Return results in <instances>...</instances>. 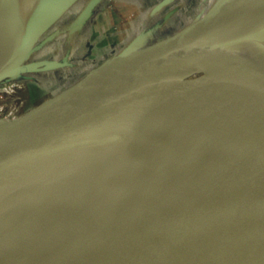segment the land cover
Wrapping results in <instances>:
<instances>
[{
    "label": "water",
    "instance_id": "95a60500",
    "mask_svg": "<svg viewBox=\"0 0 264 264\" xmlns=\"http://www.w3.org/2000/svg\"><path fill=\"white\" fill-rule=\"evenodd\" d=\"M74 1L54 0L29 27L23 0H0V83L42 65L24 60ZM262 20L264 0H236L195 39L175 40L185 26L144 48L134 41L125 58L108 59L18 120L0 121V264L18 255L9 238L44 214L66 180L31 184L66 164L109 170L118 161L130 163L131 175L113 187L97 183L98 215L86 192H73L72 238L39 264H208L223 251L264 257V101L257 98L264 52L244 40ZM136 125L154 128L169 149L206 131L211 182L181 177L169 149L153 150L142 173L117 151ZM79 172L67 174L68 187L85 180L77 182Z\"/></svg>",
    "mask_w": 264,
    "mask_h": 264
},
{
    "label": "bare ground",
    "instance_id": "6f19581e",
    "mask_svg": "<svg viewBox=\"0 0 264 264\" xmlns=\"http://www.w3.org/2000/svg\"><path fill=\"white\" fill-rule=\"evenodd\" d=\"M94 1L95 0H75L62 15L75 14L78 16L74 18L75 22L79 21L81 19V14H83L81 11L88 6L90 7V4H93ZM235 1L236 0H199L192 21L175 37V40L178 39V41H184V43H186L195 39L223 16ZM79 2L80 5L82 4L79 8L81 11L78 9L81 14H77L79 11H76ZM83 2L85 3L83 4ZM53 3L54 0H23V13L29 27L36 26L38 21L46 14L48 8L52 6ZM152 15L153 11L149 13L148 17ZM148 17L144 16L141 20H137L136 22L130 21L128 23L130 32L137 33L138 35L134 40L133 38H127L121 48L112 55L107 65L116 59L120 60L125 58L130 53V48L133 46L134 41L140 40V33ZM49 28L42 33L35 46L26 56L24 63L34 62L41 57L40 53L36 52L35 48L49 31ZM162 29H164V27ZM244 40L248 46L264 52V20L252 25L251 28L247 30ZM67 55L70 56L69 54ZM1 60L2 57L0 56V61ZM55 60L58 59L55 58ZM257 98L264 101V93L257 94ZM138 121L139 119L137 122ZM136 126L137 127L132 129L130 141L120 146L117 151L130 154V157L133 156L134 161L144 169L141 172L146 173V171H148L147 168L152 167V151L156 150L159 152L164 149H169V146L164 142L165 140H163L161 136H156V132L153 130L154 128L152 129L147 125ZM206 135V131H198L191 139L180 143L173 149H169V155L175 164L177 173L181 177L191 178L197 184L211 182L209 147ZM162 153L165 154V152ZM125 165H130V163L118 161L116 162V167L106 170L92 164L70 163L52 170L31 184L30 187L39 189L46 183L54 184L53 182H58L59 184L60 179L63 178L66 180L63 182L64 184H62V192L44 214L29 226L17 231L9 238V241L19 248L18 255L10 264H39L53 251L70 240L72 238L74 226V216L72 212L73 192H78L79 189L86 192V198L91 202L92 212L98 215L103 208L101 207L102 199L95 196L101 192L97 183L101 181L112 187L119 185L123 176L131 175L132 173L130 170H127V166L125 167ZM87 171L91 173L90 177H93L92 179H89L90 177ZM77 172L80 173L77 177V182L80 179L85 180L81 183L78 182L74 189L68 187L66 185V183H69V181H67V174L69 175ZM146 175L148 176V173H146ZM119 196H123V193ZM208 264H264V257H254L223 251L218 260Z\"/></svg>",
    "mask_w": 264,
    "mask_h": 264
},
{
    "label": "rangeland",
    "instance_id": "374dc122",
    "mask_svg": "<svg viewBox=\"0 0 264 264\" xmlns=\"http://www.w3.org/2000/svg\"><path fill=\"white\" fill-rule=\"evenodd\" d=\"M162 1L99 0L82 11L79 2L76 11L83 12L77 13L81 14L79 21L75 22L74 18L78 17L75 14L61 15L36 45L35 50L41 57L32 63L42 65L36 71H18L0 83V121L18 120L96 70L121 48L127 38L134 40L137 37V33L130 32L128 23L148 17ZM198 2L169 0L165 7L146 19L137 41L139 46L144 48L161 42L187 26ZM207 73L203 71L190 79L201 80ZM2 130L0 127V135Z\"/></svg>",
    "mask_w": 264,
    "mask_h": 264
}]
</instances>
